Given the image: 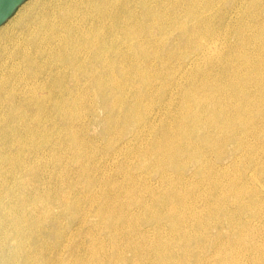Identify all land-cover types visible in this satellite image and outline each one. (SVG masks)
I'll return each instance as SVG.
<instances>
[{"label":"rangeland","instance_id":"1","mask_svg":"<svg viewBox=\"0 0 264 264\" xmlns=\"http://www.w3.org/2000/svg\"><path fill=\"white\" fill-rule=\"evenodd\" d=\"M35 1L37 0H26L23 4H21L17 8L16 12L4 24L0 26V33L5 28H9L11 27V25L13 26L20 15L23 14L26 9ZM238 11L240 12L228 11L226 16L219 20L218 24H206V28H201L199 29L200 31L194 32V36H190L192 38L191 41L187 38L189 36L188 34L191 35L190 32H193V30L191 29V24H186L188 26L187 28H179L181 26H184L182 24L178 25L179 27H177V29L176 27H174L167 31L163 30L161 34L164 40L162 47L164 46V48H162L163 50L161 49V54L159 53L158 55H152V57L146 61H136L126 58L118 59L116 61L117 64L114 62L112 67V74L116 79L111 78L114 77L113 75L109 77H100L101 85L99 89H97L98 92H85L86 94H84V97L86 95L87 96L85 99L83 98L84 101H80V105L77 104L70 108H53L55 106L49 104L38 105L28 103L24 105H16L12 108L5 106L2 109L3 114L0 116V144H3L1 149L2 152L6 153L5 151H8L6 145H8L9 143L13 141L14 143H17V145L14 144V168L12 167V169L9 170V164L8 162H6L5 168L3 169V175L8 177L9 180L12 178V180L15 181V184L17 186H15V188L18 191V199H26L28 205L32 203L29 208L31 207L30 213L33 220L36 221V219H38L37 222H45L49 217V219L47 220L48 224L46 225L45 223L46 228L42 227L40 229H36L34 232L35 239L37 241L40 239L41 240L38 242L33 241V243L27 247L28 249L26 248L27 251L24 250L22 252L23 259L20 258L17 264H264V98L260 97L261 95H264V90L262 91V89H264V87H262L264 86V84L262 86H259L251 82L248 86H240V89H244L246 91L247 96L245 95L244 98L249 97V100L256 102V108H254V110L250 111L249 114H247L249 125L242 126L241 124L239 125V123H237L238 128L237 126L236 128L238 129V131L236 129L235 132L233 131L232 133H230L231 135L226 134L227 132L221 133L225 135H222L223 137L221 135L219 136L223 141L227 139L226 136H229V139L224 142H222L219 138L218 143H222L221 145L223 149L217 143V140L215 143L213 142L215 145L211 143L215 148H212L213 146H209V149H207V145L204 146L203 144L204 139L202 138V134L200 136L198 135L201 142L199 141V138H196L197 135L196 137L194 136L195 139H191V141L193 140V143L195 140L194 144H196L197 142V144L204 146L205 149H207L205 154L206 157L209 155L207 158H209L211 162H207V160L203 162L188 161L189 152L187 153V151L184 150V147L185 149L187 147L188 149H192L195 145L192 147L190 145V142H188L187 146V141H184L185 139L183 138L181 139L183 127L181 126V123H179L182 122V114L184 109L183 103L185 101L188 90H193L201 94L205 93V90L209 91L208 89H210L211 92L209 91L208 93L206 91V93H208L210 97L212 96V94V97H215L217 95L223 94L224 92H227L229 89H232V86L228 87V81L230 86V82L235 77V75L254 76L258 69L260 70V68L262 69L263 67L264 70V66H262V64L264 65V0H252L250 3L248 0L247 5ZM178 33L179 36H177ZM185 34L187 35L185 36ZM171 37L176 38V41ZM256 38L257 40L253 42V40H255ZM185 39L187 41V44L186 41H184ZM167 40L169 42H167ZM194 41L203 42V45L205 47L199 49L194 44ZM239 43H241V46L239 45ZM166 44H168L167 48L165 47ZM257 44H259V46ZM170 45H172V47H170ZM212 47L213 49H211ZM206 51H208V53ZM162 54L165 57H163ZM170 54L171 56H169ZM191 61L193 64L191 63ZM252 62L255 64L253 65ZM169 64L172 65L169 66ZM232 66L235 68L233 69ZM144 67L150 70L148 71ZM133 74L137 77H135ZM185 77L188 78L186 79ZM110 79L112 80V86L110 85V83H108L111 82ZM156 80L158 81L156 82ZM204 83L206 84V86ZM183 85L185 86L184 88ZM114 87L115 89H112ZM143 87L146 89L143 90ZM100 88L104 90L100 91ZM204 88L205 90H203ZM201 89L204 92H201ZM258 89L260 90L259 92ZM106 90L108 93L106 92ZM110 90L113 91V95L111 94ZM100 93L101 96L99 95ZM110 95H112L113 99H111ZM97 96H100L99 99L97 98ZM105 96L109 98L107 99V101H105ZM101 97H105V99L103 98L104 101H101V103H105L108 101L111 102L110 107H108L109 111L107 110V105L109 106V102L101 104L99 101L102 100L100 99ZM112 100H115L116 102H112ZM93 104L94 106L90 107ZM99 105L103 106L100 108ZM79 106L82 109L79 108ZM63 108L66 110V112H64L65 110ZM123 108L127 111L126 113ZM21 110L24 114L26 113L25 118L23 117L24 114H22V116V112H19ZM67 111H70V113L68 114ZM112 111L115 112V115L114 113H112ZM9 113H11V117L9 116ZM60 113L62 115H60ZM66 113V117H63V115ZM57 114L59 115L58 117ZM78 114L81 115L79 116ZM179 114L181 116L180 118H178ZM103 115L105 117L107 116L106 120H104L106 122L103 121V119L105 118L103 117ZM123 118H125L126 120ZM141 118H143L142 121ZM113 121L115 122L113 123ZM128 121L130 123L132 122L134 125L131 123L132 126H129L130 123ZM16 124H18V126H16ZM106 125L109 127L107 128ZM110 125H112V127H110ZM134 127L135 132L131 131L134 129ZM240 128L242 129V133H245V135H242ZM262 128L263 130H261ZM10 129H12V131ZM67 129L69 131H67ZM128 129L130 131V134H127ZM251 129L252 132H250ZM65 130L68 133H66ZM27 131L28 133H26ZM108 131L111 133H109ZM239 132L242 136L239 134ZM233 133H236L235 136L233 135ZM22 134H24V136ZM197 139L199 142L197 141ZM241 140H243V142ZM174 143V147H176L177 149L174 151L179 150L182 152L180 153L181 155L179 157L181 159L183 158V156L187 157L186 159L184 157L182 159L183 161L180 160L179 157H177V160L175 158V163L170 159V150L172 148L169 149V147H171L170 145ZM229 144L230 146L228 147ZM189 146H191V148ZM226 146L230 151L225 148ZM232 148L233 150H236V152H234L237 155L235 156L234 160H232L233 158H231L233 157L232 153H234ZM160 149H162L163 151H160ZM166 149H168V153L166 152ZM224 149L226 152L224 151ZM209 151L211 152L209 153ZM241 151H245L244 155H247L251 158H248L247 156L245 157L244 155L242 156L241 154H243V152ZM27 152H30V154ZM165 152L167 154H165ZM219 152H222L221 155L223 154V157L220 161L216 159V157L218 158L217 154H219ZM26 153L28 154L27 156ZM183 153H185V155ZM154 154H157V156L155 155L157 160L154 157ZM163 154L166 156L164 157ZM228 154L230 155V157ZM158 155L161 159L158 158ZM140 158L143 160L140 161ZM237 158H240L239 160L242 162H240ZM162 159L163 163L161 164V166L159 163L162 162ZM166 159L169 162L167 163V168L164 166V163L167 166ZM146 160H148L149 162ZM235 160L236 163L238 162V165L236 163H232L235 162ZM144 162L145 164H143ZM138 163L140 164L139 166H137ZM239 163H242V165ZM178 164L183 168L180 167L179 169ZM246 164L249 165L247 166ZM170 165H172V167L174 166L175 168L173 169L172 167H170ZM192 165L195 168H192ZM160 166L161 170L158 169L160 168ZM232 168L235 170H233ZM258 168L260 169V171ZM175 169H177V171H175L177 173L174 172ZM183 169H185L184 172ZM195 170L197 174L199 171V175L196 174ZM152 171L153 173H151ZM258 171L262 175H259ZM238 172H240V174ZM20 174L25 175L21 176ZM231 176H233L234 179L231 178ZM16 181L19 183V185L22 186H19ZM209 182L211 184H209ZM215 183H218L217 186ZM234 185L236 186L234 187ZM22 189L24 190V192H22ZM153 189L155 190V192L152 191ZM212 189L214 191L217 190V193ZM222 189H224V191ZM229 189L234 193L232 191L229 193ZM254 189L257 190V193ZM235 191L237 192L235 193ZM208 192L214 194L208 195ZM249 194L252 196H250ZM173 195L175 196V198ZM157 196L160 198H157ZM176 196L179 198L176 199ZM227 197L228 199H226ZM162 199L164 200V202ZM39 200L41 205L40 203H37ZM132 201L137 202L138 204L133 203ZM52 203L53 205H51ZM68 203L71 204L69 205ZM49 205L50 207H48ZM209 205H211L212 207ZM144 206L146 211L143 208ZM215 206L218 207V210L217 208H215ZM33 207L35 210H33L34 212L32 211ZM213 208L214 211L210 212L213 210ZM222 210H224L223 212L225 216L222 214ZM98 212L100 214H98ZM143 212L146 214L145 217V214ZM32 213L34 214L32 215ZM228 213H230V215H228ZM190 214L191 216L189 217ZM218 214L220 216L216 218ZM220 217L221 222H219ZM105 220H108V222ZM166 220L168 222H166ZM206 221H209L210 225L209 222L207 223ZM49 222H53L51 223V226ZM106 223H108V225ZM150 223L152 224L151 226ZM52 224L54 226H52ZM174 224L176 226L178 224L177 227L179 229ZM240 224H242L243 226ZM189 226H191L193 229ZM217 227L219 228L217 229ZM215 229L217 231H215ZM221 229L224 231L221 232ZM191 230H194L195 232L193 231V233ZM43 231L46 233V236L44 235L45 233ZM174 231H176L177 233L175 232V234ZM207 231L208 233H206V235L205 232ZM226 231L229 233H227ZM38 232H40L41 234ZM231 232L233 234H230ZM172 233H174V235ZM224 234L226 235L225 238L222 236ZM235 235L237 237H235ZM168 236L170 239H168ZM233 236L234 238H231ZM54 237L55 239H53ZM210 237L213 238L211 239ZM97 238L100 241H98ZM135 243H138L137 246ZM191 243L193 244L191 245ZM180 246L182 247V249ZM112 247L114 249H112ZM208 249H212L213 251H208ZM5 255H7V253H4V256ZM27 256H31L28 262L27 260H24V257ZM72 258L75 261L72 260ZM217 258L218 260H216ZM63 259L66 262L63 261ZM91 260H93V262H91ZM261 260L263 261L261 262Z\"/></svg>","mask_w":264,"mask_h":264},{"label":"bare ground","instance_id":"2","mask_svg":"<svg viewBox=\"0 0 264 264\" xmlns=\"http://www.w3.org/2000/svg\"><path fill=\"white\" fill-rule=\"evenodd\" d=\"M248 0H37L32 5H30L26 11L20 15V17L15 21L14 25L9 28H5L0 33V116L3 114L2 109L5 106L12 108L16 105H24V104H38L44 105L49 104L56 107H65L70 108L75 105H80V101H84L86 96L84 97L85 92L92 91L91 93L98 92L97 89L100 87V77H109L112 74L113 63L118 59H133L136 61L139 60H148L152 57V55L161 54L162 44L164 42L162 31L169 30L171 28L179 27L178 25H184L179 28H187L186 24H191L193 32H190L187 37L191 41V37L195 35L194 32L200 31L201 28H206V24H218L219 20L226 16L228 11L240 12L238 10L242 9L247 5ZM252 0H249V3ZM257 14V13H256ZM210 25V26H211ZM245 25V24H244ZM190 26V25H189ZM234 26V25H233ZM238 26V25H237ZM236 28V25H235ZM241 28V27H240ZM189 30V29H188ZM179 31V30H178ZM235 31V30H234ZM176 32V31H175ZM173 33V32H172ZM181 33V32H180ZM171 35V34H170ZM175 35V34H174ZM187 34H185L186 36ZM240 35V34H238ZM179 36V33L178 35ZM184 36V35H183ZM191 36V37H190ZM217 37V35H216ZM215 37V38H216ZM234 37V36H233ZM172 39L176 38L171 37ZM178 38V37H177ZM181 38V37H180ZM207 38V37H206ZM232 38V37H231ZM205 39V38H204ZM250 39V38H249ZM248 39V40H249ZM253 39V38H252ZM182 40V39H181ZM221 40V39H220ZM235 40V39H233ZM257 38L254 41H256ZM186 41V39L184 40ZM167 42H169L167 40ZM166 42V43H167ZM262 43V42H261ZM170 44V43H169ZM187 44V41H186ZM194 44L199 48L205 47L203 42L194 41ZM241 43H239L240 45ZM165 45V44H164ZM168 44H166V48ZM194 45V46H195ZM259 46V44H257ZM174 46V45H173ZM187 46V45H186ZM216 46V45H214ZM219 46V45H218ZM241 46V45H240ZM172 47V45H170ZM177 47V46H175ZM208 48V47H207ZM170 49V48H169ZM196 49V48H195ZM194 49V50H195ZM213 49V47L211 48ZM210 49V50H211ZM262 49V48H261ZM260 49V50H261ZM163 50V49H162ZM259 50V49H258ZM166 51V50H165ZM257 51V50H255ZM164 52V51H163ZM162 52V53H163ZM184 52V51H183ZM198 52V51H197ZM208 53V51H206ZM240 52V51H239ZM170 53V52H169ZM174 53V50H173ZM238 53V52H237ZM242 53V52H241ZM257 53V52H256ZM164 54V53H163ZM162 54L163 57H165ZM174 55V54H173ZM187 55V54H186ZM193 55V54H192ZM195 55V54H194ZM206 55V54H204ZM171 56V54L169 55ZM240 56V55H239ZM260 56V55H259ZM186 57V56H185ZM184 57V58H185ZM191 57V56H190ZM171 58V57H170ZM169 58V59H170ZM157 59V58H156ZM160 59V58H159ZM164 59V58H163ZM183 59V58H182ZM205 59V58H204ZM243 60V58H242ZM246 60V59H245ZM261 60V59H260ZM152 61V60H151ZM156 61V60H155ZM154 62V60H153ZM165 62V61H163ZM162 62V63H163ZM194 62V61H193ZM247 62V61H246ZM137 63V62H136ZM139 63V62H138ZM158 63V61H157ZM156 63V65H157ZM170 63V62H169ZM192 63V61H191ZM238 63V61H237ZM242 63V61H241ZM253 63V62H252ZM117 64V63H116ZM131 64V63H130ZM150 64V63H149ZM155 64V63H153ZM165 64V63H164ZM193 64V63H192ZM233 64V62H232ZM255 63H253L254 65ZM166 65V64H165ZM172 65V64H171ZM169 64V66H171ZM199 65V64H198ZM249 65V64H248ZM247 65V66H248ZM252 65V66H253ZM133 66V64H132ZM191 66V65H190ZM238 66V65H237ZM262 66H264L262 64ZM116 67V66H115ZM164 67V65H163ZM162 67V69H163ZM173 67V66H172ZM231 67V65H230ZM233 67V66H232ZM134 68V67H133ZM141 68V67H140ZM146 68V67H144ZM154 68V67H153ZM235 67H233L234 69ZM115 69V68H114ZM135 69V68H134ZM133 69V70H134ZM147 69V68H146ZM159 69V68H158ZM176 69V68H175ZM174 69V70H175ZM244 69V68H243ZM148 70V69H147ZM150 70V69H149ZM148 70V71H149ZM178 70V69H177ZM236 70V69H235ZM246 70V69H245ZM256 70V69H255ZM115 71V70H114ZM113 71V72H114ZM124 71V70H123ZM136 71V70H135ZM134 71V72H135ZM146 71V70H145ZM173 71V70H172ZM171 71V72H172ZM243 71V70H242ZM153 72V71H152ZM156 72V71H154ZM241 72V71H240ZM238 72V73H240ZM254 72V71H253ZM117 73V72H115ZM122 73V71H121ZM141 73V72H140ZM158 73V72H157ZM168 73V72H167ZM191 73V72H190ZM231 73V71H230ZM229 73V74H230ZM237 73V72H236ZM127 74V73H126ZM118 75V74H117ZM121 75V74H120ZM119 75V76H120ZM134 75V74H133ZM132 75V76H133ZM172 75V74H171ZM217 75V74H216ZM114 76V75H113ZM137 77L136 75H134ZM133 76V77H134ZM231 76V75H230ZM150 77V76H149ZM112 79L115 78L111 77ZM123 78V77H122ZM142 78V76H141ZM158 78V77H157ZM186 78V77H185ZM188 78V77H187ZM186 78V79H187ZM105 79V78H104ZM107 79V78H106ZM116 79V78H115ZM119 79V77H118ZM146 79V78H145ZM163 79V78H162ZM111 80V79H110ZM230 80V79H229ZM153 81V80H152ZM158 80H156L157 82ZM205 81V80H204ZM104 82V81H103ZM115 82V81H114ZM113 82V83H114ZM118 82V81H117ZM130 82V81H129ZM255 83L259 86L264 84V70L263 67L256 72L254 76H236L231 80L230 86L228 81L229 89L227 92L223 94L217 95L215 97L209 96V91L205 90V93H197L193 90H188V93L185 97V101L183 103L184 109L182 114V122L181 126L182 137L181 139H185L186 145L188 146V142L193 147L192 149H188V147L184 150L187 151L189 157L188 161H205L211 162L209 158L206 157V150L209 149V146L215 145L214 143L217 140L219 141V136L224 135L222 132H227L226 134L231 135L233 131L235 132L238 128L237 123L242 126H247L248 117L250 111L256 108V102L249 100V97L244 98L246 95V91L244 89H240V86L249 85V83ZM110 85L112 86V80ZM135 83V82H134ZM225 83V82H224ZM145 84V83H144ZM205 84V83H204ZM226 84V83H225ZM109 85V86H110ZM120 85V84H119ZM130 85V84H129ZM185 85V84H184ZM183 85V88L185 87ZM253 85V84H252ZM155 86V84H154ZM187 86V85H186ZM206 86V84H205ZM121 87V86H120ZM134 87V86H133ZM145 87V86H144ZM143 87V90L146 88ZM153 87V86H152ZM209 87V86H208ZM258 87V86H257ZM264 87V86H262ZM109 88V87H108ZM140 88V87H139ZM151 88V87H150ZM207 88V87H206ZM214 88V87H213ZM245 88V87H244ZM256 88V87H254ZM253 88V89H254ZM112 89H115L112 88ZM138 89V88H136ZM135 89V90H136ZM152 89V88H151ZM194 89V88H193ZM225 89V88H224ZM260 89V88H259ZM258 89V92L260 91ZM104 90L100 88V91ZM109 90V89H107ZM106 90V92H107ZM132 90V89H131ZM141 90V89H140ZM202 90V89H201ZM201 92H204V91ZM264 89H262L263 91ZM111 94H112V90ZM118 91V90H117ZM139 91V90H137ZM136 91V92H137ZM200 91V90H199ZM206 91L208 93H206ZM222 91V90H221ZM254 91V90H253ZM105 92V91H104ZM116 92V90H115ZM211 92V91H210ZM220 92V91H219ZM108 93V92H107ZM119 93V92H118ZM138 93V92H137ZM143 93V91H142ZM215 93V92H214ZM106 94V93H105ZM120 94V93H119ZM135 94V92H134ZM218 94V93H217ZM264 94V92H263ZM101 96V93L99 94ZM103 95V93H102ZM108 95V94H107ZM106 95V96H107ZM113 95V94H112ZM112 95H110L111 99H113ZM90 96V95H89ZM99 96V97H100ZM105 96V97H106ZM140 96V95H139ZM247 96V95H246ZM255 96V95H254ZM253 96V97H254ZM97 96V98L99 99ZM105 97H103L105 99ZM109 97V96H108ZM138 97V96H137ZM264 98V95L260 96ZM84 98V99H83ZM89 98V97H87ZM102 97L99 100L104 101ZM97 99V101H98ZM106 97V100L107 101ZM124 100V99H123ZM264 100V99H263ZM86 101V100H85ZM111 101V100H110ZM115 100H112V102ZM128 101V100H126ZM125 101V104H126ZM257 101V100H256ZM260 101V100H259ZM89 102V101H88ZM94 102V100H93ZM92 102V103H93ZM109 102V101H108ZM105 102V103H108ZM116 102V101H115ZM99 103V102H98ZM99 103V104H100ZM101 103V104H105ZM107 105V110L108 107ZM128 103V102H127ZM259 104V103H258ZM96 105V104H95ZM145 105V104H144ZM94 106L91 105L90 107ZM100 106V105H99ZM98 106V107H99ZM103 106V105H102ZM100 106V108L102 107ZM123 106V105H122ZM126 106V105H125ZM124 107V106H123ZM131 107V106H128ZM127 107V108H128ZM182 107V105H181ZM180 107V108H181ZM52 108V107H51ZM79 108H81L79 106ZM96 108V107H95ZM99 108V109H100ZM116 108V106H115ZM126 108V107H125ZM264 108V106H263ZM64 109V108H63ZM82 109V108H81ZM90 109V108H89ZM97 109V108H96ZM37 110V109H36ZM65 110V109H64ZM92 110V108H91ZM103 110V109H102ZM114 110V109H110ZM124 110V108H123ZM40 111V110H39ZM54 111V109H53ZM63 111V110H62ZM61 111V112H62ZM83 111V110H82ZM94 111V108H93ZM106 111V110H105ZM109 111V110H108ZM106 111V112H108ZM125 113L127 112L124 110ZM140 111V110H139ZM142 111V110H141ZM261 111V109H260ZM20 113L22 112L19 111ZM60 112V109H59ZM66 112V110L64 111ZM68 112V111H67ZM78 112V111H76ZM81 112V111H80ZM130 112V111H128ZM259 112V111H258ZM19 113V114H20ZM39 113V112H38ZM37 113V114H38ZM58 113V112H57ZM70 111L68 112V114ZM109 113V112H108ZM112 113L115 112L112 111ZM117 113V111H116ZM122 113V112H121ZM124 113V114H125ZM253 113V112H252ZM256 113V112H255ZM5 114V113H4ZM11 113H9V116ZM24 114L23 112L21 115ZM26 114V113H25ZM24 114V118L26 117ZM53 114V113H52ZM107 114V113H106ZM104 114V115H106ZM142 114V113H141ZM254 114V113H253ZM60 115H62L60 113ZM67 113L63 115L66 117ZM79 115V114H78ZM81 115V114H80ZM79 115V116H80ZM103 115V117H105ZM112 115V114H111ZM123 115V114H122ZM131 115V114H130ZM263 115V114H262ZM42 116V115H41ZM59 115L57 114V117ZM78 116V117H79ZM113 116V115H112ZM253 116V115H252ZM258 116V115H257ZM6 117V116H5ZM3 117V118H5ZM18 117V116H17ZM50 117V116H49ZM54 117V116H53ZM62 117V118H63ZM107 117V116H106ZM106 117L103 119L106 120ZM110 117V115H109ZM180 114L179 117L180 118ZM121 118V117H120ZM133 118V117H132ZM131 118V119H132ZM250 118V117H249ZM256 118V117H255ZM18 119V118H17ZM29 119V118H28ZM66 119V118H65ZM125 119V118H123ZM127 119V114H126ZM125 119V120H126ZM139 119V117H138ZM143 118H141L142 121ZM176 119V118H175ZM263 119V118H262ZM261 119V120H262ZM27 120V119H26ZM56 120V119H55ZM113 120V119H112ZM133 120V119H132ZM260 120V119H259ZM258 120V121H259ZM31 121V120H30ZM122 121V120H121ZM140 121V119H139ZM106 122V121H104ZM111 122V121H110ZM115 121H113L114 123ZM125 122V121H124ZM129 122V121H128ZM135 122V121H134ZM52 123V122H51ZM108 123V122H107ZM112 123V124H113ZM118 123V122H117ZM120 123V122H119ZM122 123V122H121ZM130 123V122H129ZM132 123V122H131ZM129 126H132V124ZM139 123V122H137ZM173 123V122H172ZM254 123V122H253ZM19 124V123H18ZM16 124V126H18ZM24 124V122H23ZM171 124V123H169ZM11 125V124H10ZM69 125V124H68ZM134 125V124H133ZM9 126V125H8ZM7 126V127H8ZM36 126V125H35ZM38 126V124H37ZM116 126V125H115ZM118 126V124H117ZM177 126V125H176ZM237 126V128H236ZM253 126V125H252ZM24 127V126H23ZM73 127V126H72ZM108 128L109 126L106 125ZM112 127V125H110ZM179 127V124H178ZM240 127V126H239ZM249 127V126H248ZM251 127V126H250ZM17 128V127H16ZM28 128V126H27ZM32 128V127H31ZM104 128V127H103ZM128 128V127H127ZM130 128V127H129ZM264 128V127H263ZM263 128L261 130H263ZM23 129V128H22ZM34 129V128H33ZM61 129V128H60ZM69 129V128H68ZM67 129V131H69ZM117 129V128H115ZM241 129V128H240ZM239 129V130H240ZM246 129V128H245ZM253 129V128H252ZM252 129L250 132H252ZM12 131V129H10ZM28 130V129H27ZM38 130V129H37ZM72 130V129H71ZM75 130V129H74ZM257 130V129H256ZM33 131V130H32ZM66 130L65 132L68 133ZM105 131V130H104ZM110 131V130H109ZM108 131V132H109ZM117 131V130H115ZM114 131V132H115ZM122 131V130H119ZM124 131V130H123ZM126 131V129H125ZM127 134H130L129 129L127 130ZM135 132V127L133 130ZM238 131V129H237ZM245 131V130H244ZM64 132V131H63ZM64 132V133H65ZM72 132V131H71ZM70 132V133H71ZM75 132V131H74ZM112 132V133H114ZM178 132V131H177ZM257 132V131H256ZM255 132V134H256ZM28 133V131L26 132ZM65 133V134H66ZM73 133V132H72ZM111 133V132H109ZM118 133V132H117ZM125 133V132H124ZM237 133V132H236ZM235 133V134H236ZM242 133V129H241ZM247 133V131H246ZM106 134V133H104ZM119 134V133H118ZM117 134V135H118ZM122 134V133H120ZM176 134V133H175ZM203 135L204 146L207 145V149L204 146L199 144H194L193 140L194 136L199 138L200 135ZM233 133V135L235 136ZM240 134V132H239ZM24 136V134H22ZM173 135V134H172ZM199 135V136H198ZM241 135V134H240ZM242 135H245V133ZM241 135V136H242ZM248 135V134H247ZM254 135V134H253ZM252 135V136H253ZM264 135V134H263ZM7 136V135H5ZM17 136V135H16ZM75 136V133H74ZM105 136V135H104ZM175 136V135H174ZM225 136V135H224ZM237 136V135H236ZM255 136V135H254ZM111 137V135H110ZM122 137V136H121ZM185 137V138H184ZM223 137V136H222ZM232 137V136H231ZM258 137V136H257ZM11 138V137H10ZM104 138V137H103ZM120 138V137H119ZM174 138V137H173ZM229 139V136H226ZM238 138V136H237ZM260 138V137H259ZM9 139V138H8ZM7 139V141H8ZM106 139V138H105ZM195 139V138H194ZM223 139V138H222ZM225 139L224 141H227ZM239 139V138H238ZM237 139V140H238ZM241 139V137H240ZM107 140V139H106ZM109 140V139H108ZM177 140V139H176ZM202 140V139H201ZM221 140V138H220ZM6 141V142H7ZM13 141V140H12ZM116 141V140H115ZM158 141V140H156ZM168 141V140H167ZM180 141V140H179ZM183 141V140H182ZM198 141V139H197ZM198 141V142H199ZM224 142L223 140H221ZM235 141V138H234ZM243 142V140H241ZM37 142V141H36ZM73 142V141H72ZM129 142V141H128ZM161 142V141H160ZM166 142V141H165ZM171 142V141H170ZM174 142V141H173ZM172 142V143H173ZM201 142V141H200ZM214 142V143H213ZM231 142V141H230ZM154 143V142H153ZM157 143V142H156ZM155 143V144H156ZM181 143V142H180ZM193 143V144H191ZM213 145H212V144ZM226 143V142H225ZM237 143V142H236ZM235 143V144H236ZM7 144V143H6ZM5 144V145H6ZM14 144L17 143L11 142L6 145L8 151L6 153L2 152V145L0 144V264H17V262L22 258V252L26 250L28 246H30L33 241L38 242L40 240H36L34 237V232L36 229L44 228L47 220L45 222H37L38 219L33 220L31 216V211L26 199L20 200L18 199V191L15 188L16 184L12 178L9 180L8 177L3 175V169L5 168V163L8 162L9 170L13 167V157H14ZM35 144V141H34ZM177 144V143H176ZM183 144V143H182ZM219 144V143H218ZM222 144V143H221ZM220 147L222 148V145ZM224 144V143H223ZM232 144V143H231ZM241 144V143H239ZM238 144V145H239ZM159 145V143H158ZM168 145V144H166ZM179 145V144H178ZM226 145V144H225ZM29 146V145H28ZM172 148L170 151V159L175 163V158L179 157L182 153L177 150L175 143L170 145ZM181 146V145H180ZM191 146H189L191 148ZM218 146V145H217ZM230 144L228 145V147ZM232 146V145H231ZM5 147V146H4ZM19 147V146H18ZM157 147V146H156ZM164 147V146H163ZM219 147V148H220ZM237 147V146H236ZM235 147V148H236ZM74 148V147H73ZM178 148V147H177ZM180 148V147H179ZM212 148H215L214 146ZM211 148V149H212ZM227 148V146L225 147ZM234 148V147H233ZM232 148V150H233ZM37 149V148H36ZM165 149V148H164ZM183 149V148H182ZM223 149V148H222ZM228 149V148H227ZM34 150V149H33ZM162 149H160L161 151ZM173 150V151H172ZM213 150V149H212ZM218 150V149H217ZM229 150V149H228ZM247 150V149H246ZM25 151V150H24ZM32 151V150H30ZM35 151V150H34ZM74 151V150H73ZM163 151V150H162ZM183 151V150H182ZM214 151V150H213ZM221 151V150H220ZM225 151V149H224ZM223 151V152H224ZM230 151V150H229ZM228 151V152H229ZM236 150H233V152ZM240 151V150H238ZM248 151V150H247ZM246 151V153H247ZM37 152V151H36ZM168 153V149H166ZM165 152V154H167ZM211 151H209L210 153ZM218 152V151H217ZM226 152V151H225ZM233 154L232 160H234L236 153ZM243 152V151H241ZM245 152V151H244ZM241 154L242 156L244 155ZM30 154V152H27ZM26 153V156L28 155ZM153 153V152H152ZM186 153V154H187ZM222 153V152H221ZM219 152L218 158L216 159L220 161L222 159V155ZM159 154V153H157ZM157 154H154L157 156ZM185 155V153H183ZM182 154V155H183ZM208 154V151H207ZM213 154V153H212ZM211 154V155H212ZM250 154V153H249ZM152 155V154H151ZM164 155V154H163ZM226 155V153H225ZM229 155V154H228ZM142 156V155H141ZM166 155H164L165 157ZM168 156V155H167ZM214 156V154H213ZM241 156V157H242ZM245 156V155H244ZM247 156V155H246ZM245 156V157H246ZM16 157V156H15ZM147 157V156H146ZM150 157V156H149ZM153 157V158H154ZM185 156H183L184 158ZM215 157V156H214ZM230 157V155H229ZM240 157V156H239ZM248 157V156H247ZM20 158V157H18ZM23 158V157H22ZM144 158V156H143ZM152 158V157H151ZM156 158V157H155ZM154 158V159H155ZM158 158L161 159L158 155ZM180 158V157H179ZM182 158V159H183ZM187 157H185L186 159ZM230 158V159H231ZM243 158V157H242ZM241 158V159H242ZM251 158V157H248ZM150 159V158H149ZM180 158V160H182ZM184 159V160H185ZM190 159V160H189ZM209 159V160H208ZM215 159V161H216ZM229 159V158H228ZM238 160L240 158H237ZM247 159V158H246ZM19 160V159H18ZM143 159L140 158V161ZM157 160V158H156ZM214 160V158H213ZM231 160V161H232ZM245 160V159H243ZM20 161V160H19ZM148 161V160H146ZM155 161V160H154ZM161 161V160H160ZM167 161V159H166ZM165 161V162H166ZM170 161V160H169ZM183 161V160H182ZM181 161V163H182ZM230 161V162H231ZM240 161V160H239ZM251 161V159H250ZM16 162V160H15ZM32 162V161H31ZM149 162V161H148ZM214 162V161H213ZM229 162V160H228ZM227 162V163H228ZM242 162V161H240ZM141 163V162H140ZM158 163V161H157ZM163 163H159L160 165ZM169 163L168 161L166 164ZM171 163V162H170ZM192 163V162H191ZM216 163V162H215ZM213 163V164H215ZM220 163V162H219ZM222 163V162H221ZM232 163H236L232 162ZM238 163V162H237ZM236 163V164H237ZM247 163V162H246ZM20 164V162H19ZM142 164V163H141ZM145 164V162L143 163ZM151 164V163H150ZM180 164V163H179ZM178 164V166H179ZM187 164V163H186ZM218 164V163H217ZM229 164V163H228ZM242 165V163H239ZM140 164L138 163L137 166ZM147 165V164H146ZM175 165V164H174ZM191 165V164H190ZM194 165V163H193ZM192 168H195L193 167ZM206 165V164H205ZM204 165V166H205ZM212 165V164H211ZM220 165V164H219ZM238 165V164H237ZM244 165V164H243ZM247 165V164H246ZM249 165V164H248ZM247 165V166H248ZM19 166V165H18ZM21 166V165H20ZM35 166V165H34ZM154 166V165H153ZM151 166V167H153ZM162 166V165H161ZM161 166L160 169L161 170ZM164 166H167L164 163ZM196 166V165H195ZM199 166V165H198ZM226 166V165H225ZM229 166V165H227ZM256 166V165H255ZM143 167V166H142ZM149 167V166H148ZM172 167V165H170ZM182 166H179V169ZM188 167V166H186ZM202 167V166H201ZM200 167V169H201ZM213 167V166H212ZM219 167V166H218ZM233 167V166H232ZM236 167V166H235ZM239 167V166H238ZM241 167V166H240ZM14 168V167H13ZM137 168V167H136ZM175 168L174 166L172 167ZM183 168V167H182ZM181 168V169H182ZM211 168V167H210ZM216 168V167H215ZM227 168V167H226ZM249 168V167H248ZM262 168V167H261ZM22 169V168H21ZM145 169V168H142ZM155 169V168H154ZM153 169V170H154ZM156 169V170H158ZM172 169V170H173ZM186 169V168H185ZM183 169V172L184 170ZM199 169V170H200ZM204 169V168H203ZM202 169V171H203ZM221 169V166H220ZM233 169V168H232ZM238 169V168H237ZM259 169V168H258ZM14 170V169H13ZM17 170V169H16ZM138 170V169H136ZM155 170V171H156ZM197 170V169H196ZM195 170V172H196ZM208 170V169H207ZM225 170V168H224ZM235 170V169H233ZM250 170V169H249ZM8 171V170H7ZM20 171V169H19ZM151 171V170H150ZM163 171V170H162ZM167 171V170H166ZM177 169L174 170V172ZM191 171V170H190ZM243 171V170H242ZM260 171V169H259ZM258 171L259 175L261 174ZM262 171V169H261ZM264 171V170H263ZM23 172V171H22ZM21 172V173H22ZM134 172V171H133ZM132 172V173H133ZM169 172V171H168ZM172 172V171H171ZM170 172V173H171ZM241 172V171H240ZM240 172H238L240 174ZM16 173V171H15ZM131 173V174H132ZM153 173V171L151 172ZM166 173V172H165ZM177 173V172H175ZM215 173V172H214ZM30 174V173H29ZM162 174V172H161ZM197 174V172H196ZM238 174V175H239ZM21 175V174H20ZM25 175V174H24ZM23 174L21 176H24ZM156 175V174H155ZM167 175V174H166ZM187 175V174H186ZM199 175V171L198 174ZM196 175V176H197ZM205 175V174H204ZM244 175V174H243ZM249 175V174H247ZM262 175V174H261ZM150 176V174H149ZM181 176V175H180ZM201 176V175H200ZM199 176V177H200ZM215 176V175H214ZM217 176V175H216ZM242 176V175H241ZM255 176V175H254ZM175 177V176H174ZM190 177V176H189ZM211 177V176H210ZM213 177V176H212ZM253 177V176H252ZM17 178V177H16ZM187 178V177H186ZM204 178V177H203ZM222 178V175H221ZM230 178V177H229ZM233 178V176H231ZM230 178V179H231ZM248 178V177H247ZM22 179V178H21ZM212 179V178H211ZM228 179V178H227ZM226 179V180H227ZM234 179V178H233ZM249 179V178H248ZM203 180V179H202ZM123 181V179H122ZM201 181V178H200ZM236 181V180H235ZM241 181V180H240ZM249 181V180H248ZM17 182V181H16ZM23 182V181H21ZM217 182V179H216ZM18 183V182H17ZM220 183V182H219ZM234 183V182H232ZM247 183V182H246ZM245 183V184H246ZM23 184V183H22ZM209 184H211L209 182ZM216 184V183H215ZM218 184V183H217ZM216 184V186H217ZM222 184V183H221ZM230 184V183H229ZM228 184V185H229ZM236 184V183H234ZM19 185V183H18ZM22 186V185H19ZM203 186V185H200ZM221 186V185H220ZM219 186V187H220ZM232 186V185H230ZM236 185H234L235 187ZM17 187V186H16ZM229 187V186H228ZM249 187V186H248ZM22 188V187H21ZM170 188V187H169ZM208 188V187H207ZM206 188V189H207ZM213 188V187H212ZM244 188V187H243ZM246 188V187H245ZM250 188V187H249ZM24 189V188H23ZM22 189V190H23ZM155 189V188H154ZM152 190L155 192V190ZM216 189V188H215ZM232 189V188H231ZM237 189V188H236ZM235 189V190H236ZM170 190V189H169ZM213 190V189H212ZM219 190V189H218ZM224 191V189H222ZM228 190V188H227ZM239 190V189H238ZM255 190V189H254ZM160 191V190H159ZM192 191V190H191ZM207 191V190H206ZM214 191V190H213ZM232 190L229 189V193ZM257 190H255L256 192ZM24 192V190L22 191ZM157 192V191H156ZM171 192V191H170ZM210 192V191H209ZM208 192V195L211 194ZM217 193V190L214 191ZM233 192V191H232ZM237 191H235L236 193ZM239 192V191H238ZM243 192V190H242ZM247 192V191H246ZM252 192V191H251ZM20 193V192H19ZM221 193V192H220ZM225 193V192H224ZM234 193V192H233ZM257 193V192H256ZM25 194V193H24ZM153 194V193H152ZM157 194V193H156ZM160 194V193H159ZM212 193L211 195H213ZM227 194V193H226ZM243 194V193H242ZM158 195V194H157ZM171 195V194H170ZM175 195V194H174ZM173 195V196H174ZM230 195V194H229ZM239 195V193H238ZM250 195V194H249ZM22 196V195H21ZM25 196V195H24ZM159 196V195H158ZM157 198H160L158 197ZM169 196V195H167ZM178 196V195H177ZM176 196V197H177ZM245 196V195H244ZM252 196V195H250ZM129 197V196H128ZM156 197V196H155ZM208 197V196H207ZM206 197V198H207ZM212 197V196H211ZM229 197V196H228ZM228 197L226 199H228ZM231 197V196H230ZM241 197V196H240ZM259 197V194H258ZM26 198V197H25ZM133 198V197H132ZM164 198V197H163ZM175 198V196H174ZM177 197L176 199H178ZM215 198V197H214ZM47 199V198H46ZM140 199V198H139ZM138 199V203H139ZM150 199V198H149ZM219 199V197H218ZM217 199V200H218ZM225 199V200H226ZM32 200V199H31ZM29 200V201H31ZM34 200V198H33ZM41 200V199H40ZM40 200L37 202L40 203ZM131 200V198H130ZM129 200V201H130ZM141 200V199H140ZM158 200V199H157ZM160 200V199H159ZM163 200V199H162ZM174 200V199H173ZM172 200V201H173ZM190 200V199H189ZM213 200V198H212ZM211 200V201H212ZM221 200V199H220ZM231 200V199H230ZM49 201V200H48ZM135 201V200H133ZM132 201V202H133ZM167 201V200H166ZM178 201V200H177ZM176 201V202H177ZM191 201V200H190ZM194 201V200H193ZM199 201V200H198ZM216 201V200H215ZM214 201V202H215ZM249 201V200H248ZM247 201V202H248ZM131 202V203H132ZM153 202V201H152ZM164 202V200H163ZM175 202V201H174ZM210 202V201H209ZM213 202V201H212ZM220 202V201H219ZM218 202V203H219ZM229 202V200H228ZM34 203V202H33ZM137 203V202H133ZM137 203V204H138ZM159 203V202H158ZM190 203V202H189ZM195 203V202H194ZM205 203V202H204ZM36 204V203H35ZM50 204V203H46ZM67 204V202H66ZM65 204V205H66ZM69 205L71 203H68ZM129 204V203H128ZM141 204V202H140ZM155 204V202H154ZM225 204V202H224ZM223 204V206H224ZM257 204V203H256ZM261 204V203H260ZM34 205V204H33ZM41 205V203H40ZM53 205V203L51 204ZM99 205V204H98ZM134 205V204H132ZM158 205V204H157ZM164 205V204H163ZM181 205V204H180ZM38 206V205H37ZM67 206V205H66ZM101 206V205H100ZM99 206V207H100ZM103 206V205H102ZM152 206V205H151ZM150 206V207H151ZM211 206V205H209ZM40 207V206H39ZM46 207V206H45ZM50 207V205L48 206ZM98 207V208H99ZM165 207V206H164ZM178 207V206H177ZM212 207V206H211ZM47 208V207H46ZM66 208V207H65ZM145 210V206L143 207ZM158 208V207H157ZM166 208V207H165ZM180 208V207H179ZM208 208V207H207ZM215 208L218 207L215 206ZM34 207L32 208V211ZM127 210V209H126ZM152 210V208H151ZM243 210V208H242ZM246 210V208H245ZM248 210V207H247ZM256 210V207H255ZM35 211V210H34ZM33 211V212H34ZM49 211V210H47ZM52 211V210H51ZM50 211V212H51ZM67 211V210H65ZM129 211V210H128ZM146 211V210H145ZM208 211V210H207ZM214 208L212 211L213 212ZM224 210H222V214L224 215ZM226 211V210H225ZM236 211V210H235ZM96 212V211H95ZM100 212V211H99ZM98 212V214H100ZM102 212V211H101ZM141 212V211H140ZM158 212V211H157ZM209 212V213H210ZM219 212V211H218ZM217 212V213H218ZM36 213V212H35ZM43 213V212H42ZM46 213V212H44ZM70 213V212H69ZM142 213V212H141ZM144 213V212H143ZM173 213V211H172ZM186 213V212H185ZM208 213V212H207ZM215 213V212H214ZM213 213V214H214ZM216 213V215H217ZM34 213H32L33 215ZM41 214V212H40ZM145 214V213H144ZM148 214V212H147ZM158 214V213H157ZM156 214V215H157ZM168 214V213H166ZM165 214V215H166ZM187 214V213H186ZM193 214V213H192ZM250 214V213H249ZM260 214V213H259ZM36 215V214H35ZM59 215V214H58ZM141 215V214H140ZM151 215V214H150ZM164 215V216H165ZM230 215V213H228ZM258 215V214H257ZM60 216V215H59ZM100 216V215H99ZM146 214L144 215V217ZM152 216V215H151ZM170 216V215H169ZM168 216V217H169ZM186 216V215H185ZM191 214L189 215V217ZM209 216V215H208ZM220 215L218 214L217 217ZM225 216V215H224ZM36 217V216H35ZM41 217V216H40ZM53 217V216H52ZM61 217V216H60ZM59 217V218H60ZM103 217V216H102ZM125 217V216H124ZM148 217V216H147ZM176 217V216H175ZM174 217V218H175ZM207 217V216H206ZM213 217V216H212ZM228 217V216H227ZM34 218V216H33ZM43 218V217H42ZM45 218V216H44ZM58 218V219H59ZM177 218V217H176ZM208 218V217H207ZM206 218V219H207ZM232 218V217H231ZM62 219V218H61ZM107 219V218H106ZM152 219V217H151ZM163 219V218H162ZM190 219V218H189ZM224 219V218H223ZM56 220V219H55ZM109 220V219H108ZM108 220H105L108 222ZM155 220V219H154ZM172 220V219H171ZM205 220V219H204ZM221 217L219 218V222ZM225 220V219H224ZM41 221V220H40ZM110 221V220H109ZM120 221V220H119ZM144 221V219H143ZM158 221V220H157ZM176 221V220H175ZM190 221V220H189ZM153 222V221H152ZM166 222H168L166 220ZM207 222V221H206ZM209 222V221H208ZM207 222V223H208ZM218 222V223H219ZM226 222V221H225ZM50 223V222H49ZM53 223V222H51ZM50 223V226H51ZM58 223V222H57ZM110 223V222H109ZM114 223V222H113ZM146 223V221H145ZM149 223V222H148ZM154 223V222H153ZM159 223V221H158ZM162 223V222H161ZM177 223V222H176ZM213 223V222H212ZM64 224V223H63ZM62 224V225H63ZM108 225V223H106ZM121 224V223H120ZM160 224V223H159ZM195 224V223H194ZM197 224V223H196ZM200 224V223H199ZM217 224V223H216ZM58 225V224H57ZM146 225V224H145ZM144 225V226H145ZM149 225V224H148ZM152 224L150 223V226ZM158 225V224H157ZM161 225V224H160ZM175 225V224H174ZM201 225V224H200ZM206 225V224H205ZM210 225V222H209ZM242 225V224H240ZM52 226H54L52 224ZM170 226V225H168ZM176 226V225H175ZM178 226V224H177ZM176 226V227H177ZM199 226V225H198ZM202 226V225H201ZM218 226V225H217ZM224 226V225H223ZM243 226V225H242ZM110 227V226H109ZM158 227V226H157ZM192 228L191 226H189ZM195 227V226H194ZM46 228V227H45ZM59 228V227H58ZM178 228V227H177ZM176 228V229H177ZM189 228V230H190ZM202 228V227H201ZM200 228V229H201ZM219 227H217L218 229ZM225 228V227H224ZM50 229V228H49ZM53 229V227H52ZM121 229V228H120ZM150 229V228H149ZM179 229V228H178ZM193 229V228H192ZM197 229V228H196ZM198 229V230H200ZM60 230V229H57ZM63 230V229H62ZM61 230V232H62ZM154 230V229H153ZM159 230V229H158ZM165 230V229H164ZM188 230V231H189ZM195 230V229H194ZM193 230V231H194ZM202 230V229H201ZM242 230V228H241ZM49 231V230H47ZM115 231V230H113ZM119 231V230H118ZM146 231V230H145ZM148 231V230H147ZM177 231V230H176ZM174 231V233L176 232ZM179 231V230H178ZM192 231V230H191ZM192 231V232H193ZM215 231H217L215 229ZM224 231L221 229V232ZM44 232V231H43ZM42 232V233H43ZM94 232V231H92ZM122 232V231H121ZM119 232V233H121ZM163 232V231H162ZM180 232V231H179ZM195 232V231H194ZM193 232V233H194ZM227 232V231H226ZM235 232V231H234ZM40 233V232H38ZM45 233V232H44ZM43 233V234H44ZM49 233V232H47ZM54 233V232H53ZM174 233H172L174 235ZM177 233V232H176ZM175 233V234H176ZM184 233V232H183ZM182 233V234H183ZM208 233L205 232V234ZM229 233V232H227ZM226 233V234H227ZM41 234V233H40ZM51 234V233H50ZM76 234V233H75ZM157 234V233H156ZM186 234V233H185ZM216 234V232H215ZM230 234H233L232 232ZM237 234V233H235ZM46 236V233L44 234ZM49 235V234H47ZM59 235V234H58ZM179 235V234H178ZM195 235V234H193ZM207 235V234H206ZM210 235V234H209ZM220 235V234H219ZM240 235V232H239ZM238 235V236H239ZM119 236V235H118ZM117 236V237H118ZM155 236V235H154ZM221 236V235H220ZM224 238L226 235H222ZM231 236V235H230ZM44 237V236H43ZM219 237V236H218ZM235 237H237L235 235ZM157 238V237H156ZM211 238V237H210ZM213 238V237H212ZM211 238V239H212ZM220 238V237H219ZM231 238H234L231 237ZM49 239V238H48ZM55 239V237L53 238ZM155 239V238H154ZM168 239L169 236H168ZM98 240V238H97ZM177 240V239H176ZM193 240V239H192ZM223 240V238H222ZM233 240V239H232ZM54 241V240H53ZM56 241V240H55ZM100 241V240H98ZM131 241V240H130ZM157 241V240H156ZM202 241V240H201ZM211 241V240H210ZM220 241V240H218ZM236 241V240H235ZM234 241V242H235ZM133 242V241H132ZM139 242V241H138ZM142 242V241H141ZM172 242V241H171ZM180 242V241H179ZM182 242V241H181ZM212 242V241H211ZM210 242V244H211ZM216 242V241H215ZM251 242V241H250ZM43 243V242H42ZM48 243V242H47ZM115 243V242H114ZM113 243V244H114ZM174 243V241H173ZM241 243V242H240ZM35 244V243H34ZM136 244V243H135ZM138 244V243H137ZM136 244V246H137ZM171 244V243H170ZM193 243H191L192 245ZM209 244V243H208ZM216 244V243H215ZM115 245V244H114ZM238 245V244H237ZM42 246V244H41ZM53 246V245H51ZM50 246V247H51ZM158 246V245H156ZM195 246V245H194ZM210 246V245H209ZM232 246V244H231ZM125 247V246H124ZM127 247V246H126ZM166 247V246H165ZM175 247V246H173ZM181 247V246H180ZM215 247V246H213ZM248 247V246H247ZM37 248V247H36ZM53 248V247H52ZM120 248V247H119ZM122 248V247H121ZM133 248V247H132ZM138 248V247H137ZM178 248V247H177ZM28 249V248H27ZM112 249H114L112 247ZM123 249V248H122ZM130 249V248H129ZM144 249V248H143ZM166 249V248H165ZM182 249V247H181ZM218 249V248H217ZM52 250V249H51ZM119 250V249H118ZM121 250V249H120ZM139 250V249H138ZM151 250V249H150ZM178 250V249H176ZM194 250V249H193ZM248 250V249H247ZM27 251V250H26ZM37 251V250H36ZM123 251V250H122ZM121 251V252H122ZM132 251V250H131ZM157 251V250H156ZM187 251V250H186ZM189 251V250H188ZM198 251V250H197ZM208 251H213L212 249H208ZM116 252V251H115ZM136 252V251H134ZM148 252V251H147ZM160 252V251H158ZM157 252V253H158ZM171 252V251H170ZM4 253L7 255L4 256ZM123 253V252H122ZM121 253V254H122ZM143 253V252H142ZM145 253V252H144ZM173 253V252H172ZM180 253V252H179ZM41 254V253H40ZM135 254V253H134ZM147 254V253H146ZM159 254V253H158ZM157 254V255H158ZM163 254V252H162ZM181 254V253H180ZM188 254V253H187ZM191 254V253H190ZM186 255V254H185ZM189 255V254H188ZM264 256V255H263ZM262 256V257H263ZM135 257V256H134ZM149 257V256H148ZM156 257V256H155ZM159 257V256H157ZM167 257V256H166ZM249 257V256H248ZM31 256L24 257V260L29 261ZM43 258V257H42ZM137 258V257H136ZM161 258V257H159ZM224 258V257H223ZM264 258V257H263ZM41 259V258H40ZM54 259V258H53ZM71 259V258H70ZM146 259V258H145ZM166 259V258H165ZM187 259V258H186ZM226 259V258H225ZM42 260V259H41ZM72 260H74L72 258ZM90 260V259H89ZM126 260V259H125ZM138 260V259H136ZM141 260V258H140ZM218 260V258L216 259ZM45 261V260H44ZM52 261V260H51ZM60 261V259H59ZM62 261V260H61ZM63 261H65L63 259ZM62 261V262H63ZM75 261V260H74ZM124 261V260H123ZM164 261V260H163ZM171 261V260H170ZM183 261V260H182ZM263 260H261L262 262ZM56 262V261H55ZM66 262V261H65ZM73 262V261H72ZM93 262V260H91ZM130 262V261H129ZM165 262V261H164ZM214 262V261H213ZM173 263V262H172ZM182 263V262H181ZM217 263V262H216ZM42 264V263H41ZM54 264V263H52ZM65 264V263H64ZM69 264V263H68ZM72 264V263H71ZM76 264V263H75ZM91 264V263H90ZM126 264V263H125ZM157 264V263H156ZM220 264V263H219ZM223 264V263H222Z\"/></svg>","mask_w":264,"mask_h":264},{"label":"water","instance_id":"3","mask_svg":"<svg viewBox=\"0 0 264 264\" xmlns=\"http://www.w3.org/2000/svg\"><path fill=\"white\" fill-rule=\"evenodd\" d=\"M26 0H0V26L4 24Z\"/></svg>","mask_w":264,"mask_h":264}]
</instances>
